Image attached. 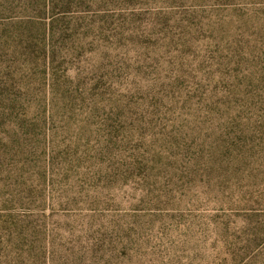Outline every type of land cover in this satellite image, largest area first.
<instances>
[{
  "label": "rangeland",
  "instance_id": "1",
  "mask_svg": "<svg viewBox=\"0 0 264 264\" xmlns=\"http://www.w3.org/2000/svg\"><path fill=\"white\" fill-rule=\"evenodd\" d=\"M6 98L0 264H264V0H0Z\"/></svg>",
  "mask_w": 264,
  "mask_h": 264
},
{
  "label": "trees",
  "instance_id": "2",
  "mask_svg": "<svg viewBox=\"0 0 264 264\" xmlns=\"http://www.w3.org/2000/svg\"><path fill=\"white\" fill-rule=\"evenodd\" d=\"M26 101L22 99L17 98H6V99H0V121L3 119H11V118H17L19 117V111L24 109V103ZM31 137V136H30ZM25 139H27L26 134H14L13 138H8L3 144L6 146L8 151L12 150L14 147V143H21ZM1 143V141H0ZM2 155L0 154V157Z\"/></svg>",
  "mask_w": 264,
  "mask_h": 264
}]
</instances>
